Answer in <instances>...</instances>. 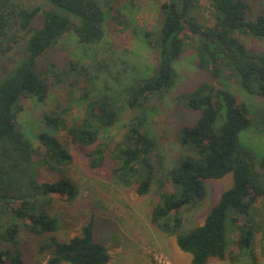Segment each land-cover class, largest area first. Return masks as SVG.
Masks as SVG:
<instances>
[{"label": "trees", "instance_id": "16d2710c", "mask_svg": "<svg viewBox=\"0 0 264 264\" xmlns=\"http://www.w3.org/2000/svg\"><path fill=\"white\" fill-rule=\"evenodd\" d=\"M202 1L164 0L158 30L141 36L156 56L154 64L127 50L126 59L117 58L113 70L105 57L98 59L93 52L97 46L111 50L102 30L107 16L96 0H0V59L8 61L0 66V264H30L32 257L45 264L111 261L109 250L96 240L93 219L68 240L55 234L59 220L52 206L79 195L72 176L74 158L62 131L70 146L89 150L85 156L91 169L109 165L116 185L133 189L140 198L152 194L149 224L173 237L179 250L191 256V264L212 259L218 260L215 264H262L264 156L252 160L240 135L245 130L264 134V104L254 110L252 102L264 101V50L244 43L264 41V7L258 12L248 0H210L205 25L197 18ZM113 19L128 27L119 9ZM71 36L88 50L83 56L93 61L91 67L104 68L111 76L102 88L97 86L100 76L74 60L64 69L55 63L36 69L41 56ZM192 46L196 69L209 79L173 95L178 84L175 64ZM70 76L86 79L82 92L69 89L68 106L60 103L44 115L35 135L32 127L23 129L22 102H44L50 81L59 84ZM225 76L235 79L251 102L223 84L217 87L214 81L222 83ZM170 97L181 112L199 117L179 128L176 138L184 150L167 164L149 130L146 106L156 108ZM72 101L83 108L79 118L68 114ZM126 110L140 113L115 138L111 130ZM229 174L232 186L201 223L188 227V214L207 197L206 181ZM24 237L35 240L34 252L24 247Z\"/></svg>", "mask_w": 264, "mask_h": 264}, {"label": "rangeland", "instance_id": "374dc122", "mask_svg": "<svg viewBox=\"0 0 264 264\" xmlns=\"http://www.w3.org/2000/svg\"><path fill=\"white\" fill-rule=\"evenodd\" d=\"M96 1L107 16L106 21L102 24V30L105 33L106 42L104 44L109 45L111 50L106 52L107 49H103L102 46L94 47L93 52L97 53L95 57L97 56L98 59L105 57L106 63L111 64V69L114 70V61L117 58L125 60L124 54H127V50H131L139 60L143 59V61L148 62L150 59V63L154 64L156 56L145 46L141 36L147 30L151 32L158 30L162 20L160 5L164 0H132L137 5L136 8L131 6L129 0ZM248 1L253 4L258 12L264 7V0ZM209 6L210 0L202 1L201 9L197 13L198 21L201 24H208L210 15L205 9ZM115 9H119L124 15L128 27L124 26L125 28H123L115 23L113 19ZM138 31H140V36L136 34ZM244 43L247 47L255 50H264V41L244 39ZM17 51L18 48L15 46L11 54L15 56ZM87 51L82 48L74 36L67 37L59 46L50 49L48 53L37 60L36 69L42 71L50 63H55L58 68L64 69L69 61L74 60L86 67L90 66V72L100 76L101 81L97 82V86L102 88L104 80H110L111 76L105 73L104 68L100 69L98 66L93 69L91 67L93 61L88 58L84 59L83 56ZM195 54L196 49L192 46L185 59H181L182 61L180 60L178 64H175L178 72V84L173 95L192 91L201 81L209 79L196 69ZM147 62L143 64L145 65ZM6 65H8V61L4 58L0 59V66ZM98 69L100 70L98 71ZM233 80L225 76L222 83L217 80L214 83L217 87H221L223 84L222 87L244 100L245 97L241 95ZM50 83L48 96L44 102L36 103L29 99L22 102L23 110L19 122L25 130L32 127L29 129L34 130V135L37 132V123L44 115L50 114L60 103L68 106L67 93L69 89L73 88L81 93L82 88L87 85L84 77L73 78V76L59 84H54L51 81ZM172 99V97L168 98V102H164L156 108H151L150 104L146 106L149 107L146 110L149 130L158 138L159 149L168 158L167 164H170L184 150L176 138L179 128L184 125H193L199 117L198 113L186 114L181 112L173 105ZM245 99L248 101V98ZM252 102H254V110L264 104V101L261 100H253ZM82 113L83 108L73 104L68 112L71 119L79 118ZM139 113V110H126L111 130L112 136L118 137L125 130L129 120ZM251 131H243L240 135V141L243 146L251 151L252 160L256 161L255 157H259V161H261L262 156H264V134ZM60 136L64 139L65 145H68L67 147L74 158L72 176L79 185V195L72 202L58 200L59 202H56L51 208V213L59 220V230L55 233L58 238L68 240L78 235L80 228L93 219L96 240L105 246L111 254L109 264H191V256L179 250L173 237L156 231L149 224L148 215L153 200L152 194L140 198L133 189L116 185L109 173V165L102 169H91L87 165L85 156L89 150L70 146L66 139V132L62 131ZM232 179V175L229 174L220 180L206 181L207 197L200 207L188 214L186 219L188 227L197 226L204 220L211 208L218 203L222 193L232 186ZM23 241L26 249H32L33 252L36 250L35 240L32 237H24ZM215 263H218V260L212 259L208 264ZM30 264H45V261L40 259L36 262L35 258L32 257ZM262 264H264V260Z\"/></svg>", "mask_w": 264, "mask_h": 264}]
</instances>
